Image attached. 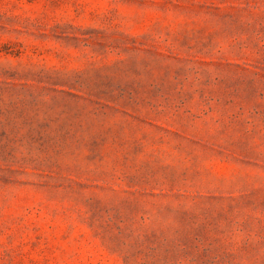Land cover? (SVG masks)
I'll return each mask as SVG.
<instances>
[{
    "label": "rangeland",
    "instance_id": "1",
    "mask_svg": "<svg viewBox=\"0 0 264 264\" xmlns=\"http://www.w3.org/2000/svg\"><path fill=\"white\" fill-rule=\"evenodd\" d=\"M0 264H264V0H0Z\"/></svg>",
    "mask_w": 264,
    "mask_h": 264
}]
</instances>
